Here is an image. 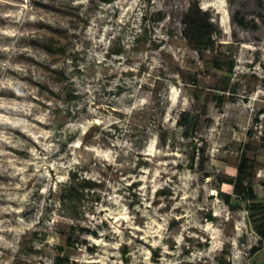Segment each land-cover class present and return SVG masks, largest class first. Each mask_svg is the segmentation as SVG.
Returning <instances> with one entry per match:
<instances>
[{"label": "rangeland", "instance_id": "rangeland-1", "mask_svg": "<svg viewBox=\"0 0 264 264\" xmlns=\"http://www.w3.org/2000/svg\"><path fill=\"white\" fill-rule=\"evenodd\" d=\"M263 134L264 0H0V264H264Z\"/></svg>", "mask_w": 264, "mask_h": 264}, {"label": "trees", "instance_id": "trees-1", "mask_svg": "<svg viewBox=\"0 0 264 264\" xmlns=\"http://www.w3.org/2000/svg\"><path fill=\"white\" fill-rule=\"evenodd\" d=\"M184 25L185 37L195 46L196 49H198L200 54H204V52L208 49L215 48L217 42L213 37L215 30L213 22L207 12L200 7L198 2L191 3L188 11L184 15ZM214 63H216L217 66L220 64L218 59H215ZM232 68L233 62H231L229 66L230 70H232ZM187 121H189V119H187ZM247 160L248 159L246 157H241L237 176L229 180L230 183H233L234 190H237V197L233 200L232 194L229 191H223L221 193L224 199L232 205H241L243 201L254 200L258 196L256 188L252 184L253 173L245 167ZM93 186L94 183L90 182L86 178L76 180L75 177H72L68 181L61 184L58 195L59 203L64 206L69 204L73 208L71 217L75 218L77 217L79 204H81L82 199L85 197V190L87 188L89 190L93 188ZM262 208L263 213L260 217V222H254L257 233L262 239H264V205ZM70 227L72 231L70 230L66 232V243L74 244V224H71ZM259 250L260 247L258 245H253L250 252L253 255ZM228 263L230 262H226V264Z\"/></svg>", "mask_w": 264, "mask_h": 264}, {"label": "bare ground", "instance_id": "bare-ground-1", "mask_svg": "<svg viewBox=\"0 0 264 264\" xmlns=\"http://www.w3.org/2000/svg\"><path fill=\"white\" fill-rule=\"evenodd\" d=\"M115 121V120H114Z\"/></svg>", "mask_w": 264, "mask_h": 264}]
</instances>
